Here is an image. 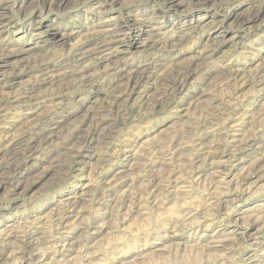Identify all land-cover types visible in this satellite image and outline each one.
<instances>
[{"label":"rangeland","instance_id":"obj_1","mask_svg":"<svg viewBox=\"0 0 264 264\" xmlns=\"http://www.w3.org/2000/svg\"><path fill=\"white\" fill-rule=\"evenodd\" d=\"M103 29L127 43L109 37L99 60ZM153 40L159 71L171 65L183 80L165 73L144 85L141 49ZM51 69L57 79L37 83ZM1 104L0 150L21 130L37 140L29 155L0 158V250L12 229L33 240L28 255L62 242L42 261L36 251L11 259L12 249L0 264H264V0H49L43 16L32 0H4ZM232 135L250 137L234 150ZM197 148L198 177L186 166ZM149 178L159 184L151 196L141 192ZM241 183L254 194L230 220L201 224L204 203ZM73 198L76 214L57 229ZM60 251L63 261L48 260Z\"/></svg>","mask_w":264,"mask_h":264},{"label":"bare ground","instance_id":"obj_2","mask_svg":"<svg viewBox=\"0 0 264 264\" xmlns=\"http://www.w3.org/2000/svg\"><path fill=\"white\" fill-rule=\"evenodd\" d=\"M100 34V35H99ZM98 36L100 39L98 43V45L95 46L94 50L92 51V54L95 55V57L99 60H102V59H105L106 55L108 54V52L110 51V49L113 48V40L109 37H111L112 35L107 32L105 29L101 30L99 33H98ZM54 69H51L50 71H46L48 72V77H43L41 79H38L37 80V83H40V82H43L44 84H49V83H52L54 82V80L57 79V74H53V71ZM123 69H121L117 76H126V71L123 72L122 71ZM41 74V73H40ZM40 74L36 75V76H41ZM44 74H47V73H44ZM63 74V72H62ZM59 77V76H58ZM61 77V76H60ZM62 78V77H61ZM63 81V80H62ZM71 86L74 85L73 84H70ZM78 85V84H77ZM58 86V85H57ZM79 86V85H78ZM65 87V86H64ZM135 90L134 87H132L131 90L128 89V92H126V94L129 96H131V93ZM65 93V91H64ZM63 93V94H64ZM61 95V94H60ZM54 97V96H53ZM57 97V96H56ZM128 99V98H127ZM129 100V99H128ZM19 98H15V97H12V98H8L7 101L5 102V104H7L8 106H6V109H9L10 107L9 106H16L15 103H19ZM53 102V101H52ZM58 102V101H57ZM52 104V103H51ZM21 105V104H19ZM124 105V104H123ZM3 106V110L5 109L4 108V105H0V107ZM56 106V105H55ZM54 107V106H53ZM54 109V108H53ZM51 112V111H50ZM46 119V118H45ZM227 121V120H226ZM223 122V121H222ZM228 122V121H227ZM225 123V122H224ZM42 124V123H41ZM40 124V125H41ZM233 124V123H232ZM234 125V124H233ZM32 129V128H31ZM34 129V128H33ZM39 130V129H38ZM36 131V134H39V131ZM227 130V129H226ZM28 131V130H27ZM34 131V130H33ZM223 132V131H222ZM31 134V132H30ZM30 136V137H29ZM26 136L25 134V131L21 130L19 132H17V134L13 135L10 137L9 139V143L7 144V146L0 150V158H3L4 160H10V159H13L15 158V156L17 155V153L21 152V153H24L29 155L33 148H34V144H35V141L37 140V135L35 136ZM233 137H230L231 138V141H230V148L232 147L234 150H237L239 149V146L241 145H244V143L247 142V140H243L241 138H238V136L236 135H232ZM227 138V137H226ZM240 142V144H239ZM238 143V144H237ZM196 145L199 146L200 148L202 147L201 145V142H198L196 141ZM227 146V145H226ZM198 147V148H199ZM229 147V146H228ZM198 148L197 150L193 153V157L191 158V160L189 161V164H187L186 166L188 168H190V175L191 176H194L197 174V177L200 176V173H202L203 171H201L200 167L199 166H196L195 163H197L199 161V158H200V155L198 154ZM199 148V149H200ZM235 152V151H234ZM230 154V153H229ZM230 156V155H229ZM236 156V155H235ZM232 157V156H231ZM235 158V157H234ZM78 161V159H76L75 163L76 164ZM214 163V162H213ZM196 166V167H194ZM216 172L218 171H214L213 173H211L213 176L210 177V186H209V191L211 189H214L216 188ZM223 173V172H222ZM224 174V173H223ZM227 174V173H226ZM148 181V184L145 186V188L141 191L143 193H146L148 196H151V193L152 191L159 185L158 182H156L157 180L155 178H149ZM2 184V182L0 183V185ZM163 185V184H162ZM166 185V184H165ZM218 187V186H217ZM229 187V186H228ZM150 188H154V189H151ZM160 188V187H159ZM157 189V188H156ZM139 192V193H141ZM226 191H223V194H221V192H216V194H221V198H218L216 196L213 195V197H211L210 199H208L205 203H204V207H201L202 209L201 212H199L200 216L202 217V221H201V224L204 223V221H207V220H211L212 222H218V220L220 221H229L230 220V217L229 215L232 213V208L235 207V201L236 202H240L242 200H246L248 199V197L254 193H252V190H251V187L249 186H245V183H241V184H237L235 187H233L232 189V192L230 193L232 198H228V194L229 193H225ZM227 192H230V190H228ZM255 192V191H254ZM207 193V192H206ZM209 193V192H208ZM214 192H210V194H213ZM215 194V193H214ZM138 195L139 194H136L135 196H133V201H132V205L133 208H135V206H138L139 205V200H140V197L138 198ZM143 197V196H142ZM131 198V199H132ZM194 198V197H193ZM78 199L76 198H73V199H68L66 200V203L63 205V208H62V215L60 216H56L55 215V219L53 221L54 225L57 227V229L61 228L64 224H66L69 219L74 216L76 213V208H77V202ZM152 200V199H151ZM138 202V203H136ZM197 207V206H196ZM190 209V208H189ZM193 213V212H192ZM190 215V214H189ZM125 216V215H124ZM197 216V215H196ZM198 217V216H197ZM188 218V217H187ZM186 219V218H185ZM193 220V219H192ZM258 220V219H256ZM182 222V221H181ZM180 222V223H181ZM194 222V221H193ZM199 223V222H198ZM205 224V223H204ZM247 224V223H246ZM187 225V224H186ZM190 225V224H189ZM193 225V224H192ZM188 227V226H187ZM243 228H245L246 226L242 225ZM23 228V227H21ZM65 228V227H64ZM66 229V228H65ZM14 229H12L11 231L9 232H6L4 233L3 236H1L2 238V241H1V245H2V248L0 250V256L3 255L5 252L7 253L9 250H12V249H16L15 251H19V254L20 256H15V255H11V259H19V258H22V257H25V255H28L25 253V246L26 245H29L31 243H33V240L30 239V240H26V238H28V233L24 231L20 232V234H17L15 233L16 231H13ZM62 230V229H61ZM244 232H242L241 234H243ZM59 234V233H58ZM67 234V233H66ZM51 237V236H50ZM59 237V236H58ZM66 237V236H65ZM65 237H62V238H65ZM210 243L216 245V244H220L222 242V239L219 238L216 234L215 235H212L210 236ZM68 240V238H65V240L63 242H65V244H62L61 246L64 248L68 242H66ZM50 241H56V246L59 245L60 242H62L61 240H59L58 238H54L47 241L45 243L47 244H51ZM246 241V240H245ZM47 244L43 245V247H34L30 250V255H28L27 257H31V252L32 251H36L37 253H39V256L38 258L35 260L33 259L34 263L36 261H42L44 260L43 257H45V249L47 248ZM209 247V246H208ZM212 247V246H210ZM209 247V248H210ZM217 247H220V246H217ZM57 249V248H56ZM222 249V247L220 248ZM15 253V252H14ZM56 252L54 253H51L50 255V258L48 260H55L56 258L58 259L57 262L59 261H63L64 259H61V257H63L61 254V251L58 252L57 254H55ZM60 253V254H59ZM206 262H209V261H206Z\"/></svg>","mask_w":264,"mask_h":264},{"label":"clouds","instance_id":"obj_3","mask_svg":"<svg viewBox=\"0 0 264 264\" xmlns=\"http://www.w3.org/2000/svg\"><path fill=\"white\" fill-rule=\"evenodd\" d=\"M4 0H0V3H3ZM182 3V0H181ZM49 4V0H32V7L33 10H39L40 14L43 16L45 7ZM49 14L52 15L53 11L49 9ZM128 21H131V23L128 25V27L131 30H134L136 26H138L139 18L133 19L131 16L128 17ZM147 25H145L146 27ZM157 33L153 32L152 35L155 36ZM127 36V33L125 32H115L112 34V38L119 40L121 43H127V40L125 37ZM158 41H145V47L141 49L142 53V71L139 72L140 78L143 80V83L146 87H150L151 83H156L157 80L164 76L165 73H168V79H171L173 83H175L176 79L183 80L184 77L177 73L175 76H173L168 70L172 67L171 65L168 66V68L165 69V72L162 73L159 71V65L160 61L157 60L156 55H154V50L156 49ZM95 75V74H94ZM102 85V81L100 82ZM179 87V85H177Z\"/></svg>","mask_w":264,"mask_h":264}]
</instances>
